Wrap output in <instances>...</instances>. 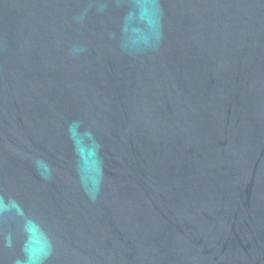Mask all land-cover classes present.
Instances as JSON below:
<instances>
[{
  "label": "water",
  "instance_id": "obj_1",
  "mask_svg": "<svg viewBox=\"0 0 264 264\" xmlns=\"http://www.w3.org/2000/svg\"><path fill=\"white\" fill-rule=\"evenodd\" d=\"M0 264H264V0H0Z\"/></svg>",
  "mask_w": 264,
  "mask_h": 264
}]
</instances>
